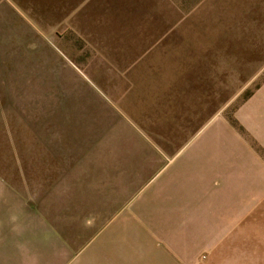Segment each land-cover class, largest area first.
<instances>
[{
  "label": "rangeland",
  "instance_id": "obj_1",
  "mask_svg": "<svg viewBox=\"0 0 264 264\" xmlns=\"http://www.w3.org/2000/svg\"><path fill=\"white\" fill-rule=\"evenodd\" d=\"M168 3L182 35L154 42L147 55L139 35H120L122 13V22L105 10L86 17L94 28L114 23L88 33L101 55L75 34L18 39L0 24V264L94 260L98 231L128 204L117 167L128 175L145 146L174 144L165 129L182 114L193 117L181 137L214 114L215 135L264 157V0ZM140 189L146 196L151 185Z\"/></svg>",
  "mask_w": 264,
  "mask_h": 264
},
{
  "label": "crops",
  "instance_id": "obj_2",
  "mask_svg": "<svg viewBox=\"0 0 264 264\" xmlns=\"http://www.w3.org/2000/svg\"><path fill=\"white\" fill-rule=\"evenodd\" d=\"M174 8L168 0H0V24L12 26L18 39L34 33L41 41L54 42L60 33L75 34L99 52V37L88 33L108 31L114 23L98 21L94 28L87 25L86 17L105 10L114 18L124 17L120 35L128 41L139 35L143 40L139 55H147L157 45L154 42L181 37L183 18L174 17ZM74 9L81 10L79 19L73 18ZM33 40L31 47L39 49ZM192 117H178L171 134L165 129L174 144L140 150L145 156L127 163L132 165L128 175L125 165L117 167L123 170L118 176L124 174L128 183L115 191L128 204L111 225L98 231L94 260L88 264L261 263L264 157L248 145L231 144L215 135L214 114L199 123L188 139L181 137L183 129L192 126L184 121L192 122ZM209 123L211 132L201 134ZM181 156H185L182 161ZM142 177H146L143 184ZM147 184L151 191L141 197L140 188Z\"/></svg>",
  "mask_w": 264,
  "mask_h": 264
}]
</instances>
